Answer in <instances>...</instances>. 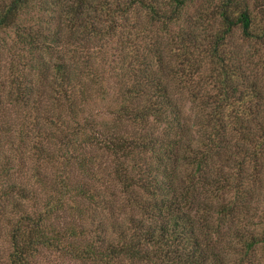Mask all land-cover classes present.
Instances as JSON below:
<instances>
[{"label":"trees","instance_id":"trees-1","mask_svg":"<svg viewBox=\"0 0 264 264\" xmlns=\"http://www.w3.org/2000/svg\"><path fill=\"white\" fill-rule=\"evenodd\" d=\"M2 242L264 264V0H0Z\"/></svg>","mask_w":264,"mask_h":264},{"label":"rangeland","instance_id":"rangeland-1","mask_svg":"<svg viewBox=\"0 0 264 264\" xmlns=\"http://www.w3.org/2000/svg\"><path fill=\"white\" fill-rule=\"evenodd\" d=\"M133 16L131 15L130 16V20H132V21H134V19L132 18ZM5 56V55H4ZM7 104H8V102H7ZM7 104H5V106L7 105ZM8 107H9V110H12V105H7ZM187 106V105H186ZM5 250H7V246L5 245V243H0V256H1V258H5V255H6V251ZM3 264V263H2Z\"/></svg>","mask_w":264,"mask_h":264}]
</instances>
